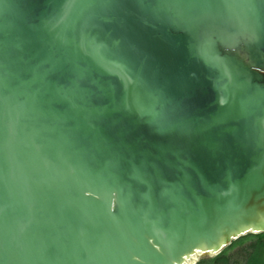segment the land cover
<instances>
[{"label":"water","instance_id":"water-1","mask_svg":"<svg viewBox=\"0 0 264 264\" xmlns=\"http://www.w3.org/2000/svg\"><path fill=\"white\" fill-rule=\"evenodd\" d=\"M0 59V264L264 233V0H0Z\"/></svg>","mask_w":264,"mask_h":264},{"label":"trees","instance_id":"trees-1","mask_svg":"<svg viewBox=\"0 0 264 264\" xmlns=\"http://www.w3.org/2000/svg\"><path fill=\"white\" fill-rule=\"evenodd\" d=\"M253 236H256V242L245 249L236 250L235 248L242 241L251 238L250 234L238 238L214 258L201 261L200 264H264V233Z\"/></svg>","mask_w":264,"mask_h":264},{"label":"rangeland","instance_id":"rangeland-1","mask_svg":"<svg viewBox=\"0 0 264 264\" xmlns=\"http://www.w3.org/2000/svg\"><path fill=\"white\" fill-rule=\"evenodd\" d=\"M251 238H249L246 241H242L241 243H239L240 245H236V250H240V249H245L247 246L251 245L252 243L256 242V236H253V234ZM234 249V248H233ZM216 255H211V256H205V257H195L194 259H192L191 263L189 264H200L201 261H207V260H211L212 258H214Z\"/></svg>","mask_w":264,"mask_h":264},{"label":"snow or ice","instance_id":"snow-or-ice-1","mask_svg":"<svg viewBox=\"0 0 264 264\" xmlns=\"http://www.w3.org/2000/svg\"><path fill=\"white\" fill-rule=\"evenodd\" d=\"M3 68H4L3 62L2 59H0V80H2L3 77Z\"/></svg>","mask_w":264,"mask_h":264},{"label":"bare ground","instance_id":"bare-ground-1","mask_svg":"<svg viewBox=\"0 0 264 264\" xmlns=\"http://www.w3.org/2000/svg\"><path fill=\"white\" fill-rule=\"evenodd\" d=\"M195 257H196L195 255H192L191 257L186 258L185 261H184V264L191 263L192 259H194Z\"/></svg>","mask_w":264,"mask_h":264}]
</instances>
